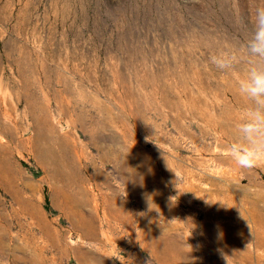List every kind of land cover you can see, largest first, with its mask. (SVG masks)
<instances>
[{"label": "rangeland", "instance_id": "1", "mask_svg": "<svg viewBox=\"0 0 264 264\" xmlns=\"http://www.w3.org/2000/svg\"><path fill=\"white\" fill-rule=\"evenodd\" d=\"M258 6L0 0V264H264L242 72L209 60Z\"/></svg>", "mask_w": 264, "mask_h": 264}, {"label": "clouds", "instance_id": "2", "mask_svg": "<svg viewBox=\"0 0 264 264\" xmlns=\"http://www.w3.org/2000/svg\"><path fill=\"white\" fill-rule=\"evenodd\" d=\"M209 60L221 72H242L236 83L245 107L233 125L227 157L240 169L264 167V6L256 7L245 41L226 45Z\"/></svg>", "mask_w": 264, "mask_h": 264}, {"label": "bare ground", "instance_id": "3", "mask_svg": "<svg viewBox=\"0 0 264 264\" xmlns=\"http://www.w3.org/2000/svg\"><path fill=\"white\" fill-rule=\"evenodd\" d=\"M8 113V112H7ZM9 114V113H8ZM5 119L7 120V119H9V117H5ZM209 124V123H208ZM8 125V124H7ZM7 125H5V124H3V123H1L0 122V133H7V131H8V126ZM221 130V129H220ZM224 130V129H223ZM221 132V131H220ZM223 132V131H222ZM221 132V133H222ZM9 135H11V133H9ZM79 148V147H78ZM80 149H81V147H80ZM83 156H84V151H83V149L82 150H80L79 152H77V158L79 159V160H81L82 158H83ZM1 167V166H0ZM125 170H124V175L125 176H129V174L131 173V172H134L135 173V169H130V168H126V166H125V168H124ZM157 176V175H156ZM125 178V177H124ZM159 241V240H158ZM155 242V241H154ZM156 244V243H155Z\"/></svg>", "mask_w": 264, "mask_h": 264}]
</instances>
